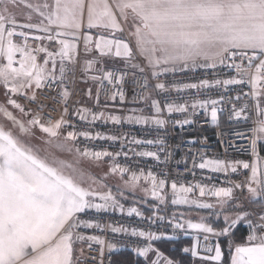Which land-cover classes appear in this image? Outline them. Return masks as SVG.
<instances>
[{
    "label": "snow or ice",
    "instance_id": "snow-or-ice-1",
    "mask_svg": "<svg viewBox=\"0 0 264 264\" xmlns=\"http://www.w3.org/2000/svg\"><path fill=\"white\" fill-rule=\"evenodd\" d=\"M78 68L80 82L92 85L84 93L95 100L91 107L84 97L69 107L74 95L69 84L77 83ZM218 69L226 78H219ZM198 70L205 76L195 82L175 79ZM105 84L113 91L101 101ZM125 85L131 86L130 100ZM0 87V264H105L106 251L107 264H129L111 258L124 248L135 254L137 264H264V156L258 151L264 145V0H0ZM44 89L56 95L39 99L37 90ZM188 92L191 100L179 96ZM208 92L216 98H200ZM102 102L104 110L96 111ZM109 102L145 107L121 108L126 114L117 115L108 111ZM55 103L63 105L59 118L45 112L57 111ZM226 103L229 122H248L251 107L257 126L248 148L237 149L232 142L245 133L218 132L227 145L225 156L230 148L250 149L253 159L214 158L189 148L176 161L186 170L177 177L208 170L225 176L219 184L201 182L215 175L169 181L170 170L134 171L118 162L149 157L167 167L175 154L167 145L168 125L183 135L203 115L205 124L219 127ZM174 114L184 118L171 120ZM98 121L147 126L158 135L146 140L93 132ZM81 124L88 130H78ZM81 139L120 148H81ZM37 140L76 158L41 149L33 143ZM203 141L206 146L207 137ZM200 142L180 139L176 148ZM147 147L158 151L136 150ZM106 159L107 171L100 175L85 166L90 162L102 169ZM242 170L244 179L228 178L244 175ZM110 177L120 183L109 185ZM141 180L147 186L141 187ZM138 188L144 195L137 199ZM179 206L197 215L169 213ZM114 213L135 215L147 228L104 219ZM107 234L129 239L113 242ZM181 235H194L191 245ZM96 249L98 255L86 254Z\"/></svg>",
    "mask_w": 264,
    "mask_h": 264
},
{
    "label": "built area",
    "instance_id": "built-area-1",
    "mask_svg": "<svg viewBox=\"0 0 264 264\" xmlns=\"http://www.w3.org/2000/svg\"><path fill=\"white\" fill-rule=\"evenodd\" d=\"M217 72L220 74L219 78H226V73L221 72L219 69L217 70ZM204 76L205 74L202 71L198 70L196 73H188L186 76L178 75L175 77V79L179 81H183V82H195L196 79L204 78ZM208 78L211 79L213 77L209 75ZM153 83H155V81H153ZM125 88L128 93V98L130 100L131 99V86L125 85ZM243 90L248 91L249 88L246 87ZM71 91L74 92V95H72L69 101L70 108L73 106V103L75 101L81 100L80 96L77 94L76 89L72 87ZM112 91H113L112 86L105 84V90L104 92H102L101 97H100L101 101H103L106 98V96L110 95ZM153 94L156 99L163 98V97H157L155 93ZM230 94L234 96L236 93L235 91H232ZM46 95H56V93L55 92L49 93L47 89H44L42 91L39 90L37 94L39 99H45ZM179 96H182L184 100H191L193 98V94L191 92L181 93L179 94ZM179 96L176 93L170 94L171 99H176L178 100V102H182L181 100H179ZM207 96H210L211 98H216L214 92H208L205 94V96H202L200 98L203 99V98H206ZM57 99H59V97H57ZM248 102L249 104L252 103L251 101H248ZM49 103H53V102L49 101ZM94 103L84 102L85 106H88V107H91ZM116 103H119V102H109L108 111L114 114L118 113L117 115H125L126 112L120 111V109L129 108L128 105L130 103H126V104H121V103L116 104ZM244 103L245 101L242 99L239 101L237 106L239 107V105H242ZM138 105H141V104H138ZM31 106L34 107V105H31ZM54 107L57 109V111H52L50 108H45V112L50 113L53 118H59V114L63 108V105L59 103H55ZM224 107H225V112L222 115H220L219 127L211 124L210 122L205 124L204 123L205 118L203 115L200 116L195 127L191 129H187L183 133V135H181V130L179 128L173 129L171 124L168 125L167 145H168L169 150H175V154L173 156L172 161L169 163L167 167H165L164 165L157 166L155 160L149 157H143V158L133 157L130 160H125L123 157H121V158H118V162L122 165L127 164L134 171L140 168L144 169L145 171H147L148 169H152L155 172H160L161 170L163 171L170 170L171 176L169 177V181H171L172 179H179L181 182L189 183V182L201 181L202 176L215 175L216 176L215 179L203 180L201 182L206 183V184H214V183L219 184L221 181L225 180V176L223 174H219V175L212 174L208 170L201 171L199 169H196L195 177L189 174H186L181 177H177L175 174L177 172L185 173L186 170H185L184 164L181 163L177 165L176 161L180 160L181 157L187 153L189 148H191L193 151H195L196 149H201L209 157H214V158L229 159V160H247V161H251L253 159V157L250 154V149L248 153H244V152H239V151H236L230 148L228 149L227 156H225V148L227 147V145L220 143V141L217 138V133L218 132L220 133H229V132L245 133L246 138L238 139V140L234 139L232 140V142L236 145L237 149L248 148L249 142L252 138L251 129L257 126L255 123V121L257 120V114L250 107L248 110V116L250 117V120L248 122H245L243 119H240V120L233 119L231 122H229V116L231 114L230 113L231 105L226 103ZM104 108H105V105L102 102L100 104V107L95 110L100 111V110H104ZM183 118L184 117L179 114H174L170 117L171 120H178V119H183ZM209 121H210V117H209ZM73 122L75 123V121ZM70 130L71 129H67V131H70ZM78 130H88V128L86 125L81 124L79 125ZM91 130L93 132H102V133H107L110 135L117 134L118 132L130 133L131 135H134L137 138L146 139V140L155 139L158 135L156 131L149 129L147 126H144L143 128L139 125H129V124H124L123 126H115L111 122L105 125L99 121L96 123V125ZM160 135H163V133H160ZM204 137H207L206 146L203 141ZM193 138H196L200 140L201 142L194 144V145H184L181 148H176V145L179 143L180 139L189 140ZM79 143H80L81 148H83L84 146H88L96 150L107 149L108 151H111V152L118 151L120 148V145L118 143L110 146L108 142H104V141L88 142V141H84L81 139ZM136 150L137 151H140V150L158 151V149L155 147H147L143 149L137 148ZM191 167H192V161L191 159H189L188 168H191ZM242 172H244V175L236 174L228 178L232 180H242L244 179V176L247 175V171L242 170ZM221 186H227V185H221ZM195 192L199 193L198 190H196ZM104 219H111V220H114L120 223H124L126 225H133V226L139 225L141 227L147 228L146 222L141 223L139 218L135 217V215H133L132 217H127L126 215L121 216L119 213L104 214ZM152 230H156V228L154 227ZM96 234H102V233H96ZM107 236H108V239H112L113 242H119V243H124L126 242L127 239H129L126 237H119V236L113 238L111 234H107ZM184 238L194 239V235L193 236H183V235L180 236V239H184ZM122 250H130V249L124 248V249H121L120 251ZM115 253L116 252L112 254L111 256L112 259L114 258ZM86 254L93 255V256L98 255V249L92 251L91 253H87V250H86ZM108 259H109V255L106 251L105 252V264H107Z\"/></svg>",
    "mask_w": 264,
    "mask_h": 264
},
{
    "label": "rangeland",
    "instance_id": "rangeland-1",
    "mask_svg": "<svg viewBox=\"0 0 264 264\" xmlns=\"http://www.w3.org/2000/svg\"><path fill=\"white\" fill-rule=\"evenodd\" d=\"M29 107H32V106L29 105ZM42 135H44V134H42V133H40L39 131H37V136H42ZM45 139H47L46 136H45ZM33 143H35V144H39L40 147H41V149H45V148H47L49 152H53L54 147H51V146H49V145L44 144L43 141L37 140V141H33ZM54 150H55V149H54ZM263 150H264V145H258V151H259V153H260L261 156H264V151H263ZM41 153L44 154L45 152L41 151ZM45 154H46V153H45ZM67 159H68V158H67ZM105 161H106V162H105V164L103 165V168H102V169H101V168H97V167H95V166H92V165L90 164V162H86L85 166H86V167H91V170H92L93 173H95V174H97V175H100L102 171H107V165H108L109 161H108L107 159H106ZM127 178H128V177L126 176L125 179H127ZM107 183H108L109 185H113V184H116V183H120V181H119L118 178H116V177H110V178L108 179ZM140 183H141V187H145V186H147V184H146L143 180H141ZM168 189H169V191H170V183H169V185H168ZM125 194L128 196V200H129V201H131V200L133 199V197H132L131 194H129V193H127V192H126ZM143 195H144V193L140 191V188H138L137 191H136V198L138 199V198H140V197L143 196ZM189 196L191 197V196H193V194L190 193ZM195 196L198 197V196H199V193H196V192H195ZM202 199H209V198H202ZM150 202H151V200H150ZM213 202H214V201H213ZM126 205H129V204L126 203ZM129 206H130V205H129ZM127 207H128V206H127ZM144 208H146V207H144ZM146 211H148L147 208H146ZM168 211H169V213H171V212H173V211H177V212H185L186 215H192V216L197 215V210H189V209L187 208V206L170 207V208L168 209ZM148 212H149V211H148ZM199 215H207V211H206V210H199Z\"/></svg>",
    "mask_w": 264,
    "mask_h": 264
},
{
    "label": "crops",
    "instance_id": "crops-1",
    "mask_svg": "<svg viewBox=\"0 0 264 264\" xmlns=\"http://www.w3.org/2000/svg\"><path fill=\"white\" fill-rule=\"evenodd\" d=\"M93 33L96 35L95 32H93ZM97 67H99V65H98ZM71 79H72V77L70 76V77H69V80L71 81ZM76 80H77V83H75V84H71V83H70V84H69V88H70V91L72 90V87H73L74 89H76L77 94L80 96V99H81L82 97H84V93L87 91L88 87H90V86H92V85H90V84H85V83L80 82L81 77L79 76V68H78V70H77V77H76ZM2 91H3V88L0 87V92H2ZM38 92H39V90H37V94H38ZM153 98H155L154 94H153ZM84 102L94 103L95 100H88L86 97H84ZM116 104H119V103H116ZM117 106H118V105H117ZM128 106H129V108H131V107H141V108L145 107L144 104H141V105H133V104H131V103H130ZM116 113H117V112H116ZM117 114H118V113H117ZM54 149H55V148H54ZM54 149H53V152H54L56 155H58V156H62L64 159H67V158H68V160H73V159L76 158L75 153H73L71 156H69V155L66 154V153H60V152H57L56 149H55V150H54ZM40 154H41V155H45V153H44V154H43V153H40ZM105 162H106V161L103 162V165L105 164ZM126 206H127V205H126ZM192 242H193V240L190 241L189 245H191ZM197 264H199V262H197Z\"/></svg>",
    "mask_w": 264,
    "mask_h": 264
},
{
    "label": "trees",
    "instance_id": "trees-1",
    "mask_svg": "<svg viewBox=\"0 0 264 264\" xmlns=\"http://www.w3.org/2000/svg\"><path fill=\"white\" fill-rule=\"evenodd\" d=\"M127 206H129V205H127ZM142 210L145 212V214L151 215V212L146 211V208H142ZM181 241L185 245H189L191 239L184 238V239H181ZM161 250L164 251L165 249L162 248ZM113 259H118V260H121V261L129 262V264H137V261H138V258L130 250H122V251L116 252L114 254V258Z\"/></svg>",
    "mask_w": 264,
    "mask_h": 264
},
{
    "label": "water",
    "instance_id": "water-1",
    "mask_svg": "<svg viewBox=\"0 0 264 264\" xmlns=\"http://www.w3.org/2000/svg\"><path fill=\"white\" fill-rule=\"evenodd\" d=\"M93 35H95V34L93 33Z\"/></svg>",
    "mask_w": 264,
    "mask_h": 264
}]
</instances>
